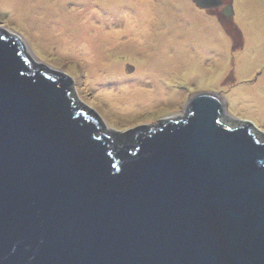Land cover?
<instances>
[{
  "label": "water",
  "instance_id": "95a60500",
  "mask_svg": "<svg viewBox=\"0 0 264 264\" xmlns=\"http://www.w3.org/2000/svg\"><path fill=\"white\" fill-rule=\"evenodd\" d=\"M35 57L0 27V264H264L261 126L201 92L117 130Z\"/></svg>",
  "mask_w": 264,
  "mask_h": 264
},
{
  "label": "rangeland",
  "instance_id": "374dc122",
  "mask_svg": "<svg viewBox=\"0 0 264 264\" xmlns=\"http://www.w3.org/2000/svg\"><path fill=\"white\" fill-rule=\"evenodd\" d=\"M113 1L0 0V27L20 34L37 62L65 68L78 102L117 130L186 115L201 92L221 94L229 113L264 129V0H222L207 11L194 0H149L146 33L83 49L84 29L73 27L95 23L89 11L101 7L117 25L125 6Z\"/></svg>",
  "mask_w": 264,
  "mask_h": 264
},
{
  "label": "bare ground",
  "instance_id": "6f19581e",
  "mask_svg": "<svg viewBox=\"0 0 264 264\" xmlns=\"http://www.w3.org/2000/svg\"><path fill=\"white\" fill-rule=\"evenodd\" d=\"M85 1H88L89 3L91 2V0H85ZM110 1L114 2L113 0ZM94 2H98V0H94ZM117 2L119 4L121 2H124V4L122 5L125 6V7L120 6L122 13H119L120 16H117L118 18L117 25L115 24L116 21L110 20V23H108L109 19H107L108 22L105 21L106 20L105 19L106 17L104 15L105 11L101 7L97 9L91 8L89 11L88 17L89 19L93 20L95 23L86 21V24L83 26L78 25L77 27H73L75 29H81V27L84 29L86 38H85V42L81 41V43L84 45L83 49H88L89 47L99 42H106L107 45L114 46L115 43H117L119 40L125 39L129 36L139 37L141 36V33H146V31L149 28L148 25L151 24L150 22H145V20H143V17L149 14L146 9L147 6H149L150 1L149 0H118ZM126 3H128V5H125ZM132 5H136V6L134 8H131ZM103 7L105 8V4H103ZM159 9L162 8L159 6ZM94 18L96 19L94 20ZM66 28L69 31L68 27ZM65 41L66 44H69V40L67 37ZM35 62L37 61L35 60ZM126 92H128L127 87H125L124 92H122L123 96H125ZM104 98L110 100L111 95L110 96L105 95ZM127 102H133V101L130 98V101Z\"/></svg>",
  "mask_w": 264,
  "mask_h": 264
},
{
  "label": "trees",
  "instance_id": "16d2710c",
  "mask_svg": "<svg viewBox=\"0 0 264 264\" xmlns=\"http://www.w3.org/2000/svg\"><path fill=\"white\" fill-rule=\"evenodd\" d=\"M133 139L131 138L129 141H132Z\"/></svg>",
  "mask_w": 264,
  "mask_h": 264
},
{
  "label": "flooded vegetation",
  "instance_id": "af4514ba",
  "mask_svg": "<svg viewBox=\"0 0 264 264\" xmlns=\"http://www.w3.org/2000/svg\"><path fill=\"white\" fill-rule=\"evenodd\" d=\"M205 11H207L206 9H204Z\"/></svg>",
  "mask_w": 264,
  "mask_h": 264
}]
</instances>
